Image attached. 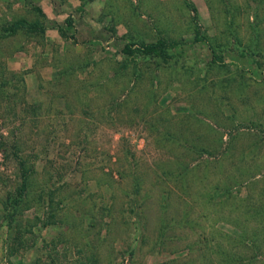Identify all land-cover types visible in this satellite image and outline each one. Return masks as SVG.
Returning a JSON list of instances; mask_svg holds the SVG:
<instances>
[{
	"label": "rangeland",
	"instance_id": "obj_1",
	"mask_svg": "<svg viewBox=\"0 0 264 264\" xmlns=\"http://www.w3.org/2000/svg\"><path fill=\"white\" fill-rule=\"evenodd\" d=\"M0 264H264V0H0Z\"/></svg>",
	"mask_w": 264,
	"mask_h": 264
},
{
	"label": "trees",
	"instance_id": "obj_2",
	"mask_svg": "<svg viewBox=\"0 0 264 264\" xmlns=\"http://www.w3.org/2000/svg\"><path fill=\"white\" fill-rule=\"evenodd\" d=\"M191 7V6H190ZM194 13H198V11L193 7ZM198 15V14H197ZM196 18V17H195ZM26 25V21L20 20L18 22H15L12 27L9 28L8 34H16L17 31L24 27ZM32 27H37L36 25L32 24ZM200 31L199 29H196V40L197 41H208L206 40L205 37H199ZM179 42L168 39V38H163L160 39L157 42L153 43H144L141 46L134 48L133 45H127L126 46V54L130 57H135V58H141V59H151V58H163V59H171L170 57H173V50L178 47ZM209 45V43H208ZM224 45L218 44L216 46H212L211 44L209 45L210 49L212 50L213 54V61L212 64L214 65H221L224 66ZM242 56H244V53H242ZM23 167V174H22V185L19 190L18 198L14 199L13 201H10V203L14 206V212L16 213V208L18 205L23 201L24 199V194L26 193L28 189V183H29V176L30 171L26 169L25 162L22 163ZM246 240L245 236H242V239Z\"/></svg>",
	"mask_w": 264,
	"mask_h": 264
}]
</instances>
